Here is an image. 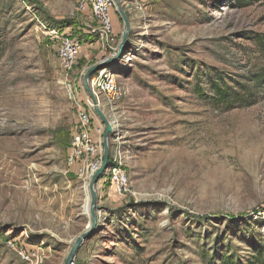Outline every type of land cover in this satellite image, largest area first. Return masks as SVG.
Segmentation results:
<instances>
[{"label":"rangeland","instance_id":"1","mask_svg":"<svg viewBox=\"0 0 264 264\" xmlns=\"http://www.w3.org/2000/svg\"><path fill=\"white\" fill-rule=\"evenodd\" d=\"M81 1L0 0V264H65L94 227L67 163L85 75L107 54ZM118 1L130 29L116 4L124 50L105 63L121 96L102 107L108 168L122 163L131 193L104 173L72 264L245 263L264 252V0ZM70 33L84 49L67 74L55 37ZM218 77L252 104L215 108Z\"/></svg>","mask_w":264,"mask_h":264},{"label":"built area","instance_id":"2","mask_svg":"<svg viewBox=\"0 0 264 264\" xmlns=\"http://www.w3.org/2000/svg\"><path fill=\"white\" fill-rule=\"evenodd\" d=\"M115 7L114 0H82L78 5L79 13H88L97 23L96 26L89 28V33L92 36H99L102 47L107 52L102 59L108 58L112 53L115 55L118 50L112 20V10ZM55 40L60 67L63 72L69 74L78 64L84 43L71 33L62 37L56 36ZM90 88L102 112L103 105L109 107L121 96L118 76L109 69L97 71L90 79ZM98 121L100 118L95 112L94 101L84 88L83 104L79 108L77 125L72 133L67 163L69 167H76L79 176L88 183L102 167L104 159L103 131L96 127ZM115 162L106 172L118 194L125 196L131 193L130 182L122 169V163L117 162V159Z\"/></svg>","mask_w":264,"mask_h":264},{"label":"water","instance_id":"3","mask_svg":"<svg viewBox=\"0 0 264 264\" xmlns=\"http://www.w3.org/2000/svg\"><path fill=\"white\" fill-rule=\"evenodd\" d=\"M115 4H117L120 13L122 15V17L124 18L125 24H126V31H125V37L129 32L130 26L128 23V19L125 15V12L120 4V2L118 0H114ZM124 50V44L122 43L117 50V53L115 55V59L123 52ZM107 58L104 59V62H102V64L100 65H95L93 67H91L86 75H85V79H84V83H85V89L88 92V94L92 97L93 101H94V105H95V112L96 114L99 116V118L103 121V123L105 124L106 128H105V134H104V159H103V164L102 167L99 169V171L92 177V179L89 182V191H90V195H91V215H92V219H93V223H94V227L91 229V231H84L83 233H81L75 241V245L66 261L65 264H72V260L75 257V255L77 254L79 248L82 246V244L89 238H91V236L93 235V232L95 230V225H96V216H95V212H94V208L95 205L97 203V198H98V194H97V185L100 182V180L102 179L104 173L106 172V170L108 169L109 163H110V152H109V147H108V136L109 134L113 131L112 130V126L109 123L106 115L102 112V110L99 108L98 103L91 91L90 88V79L95 75V73L103 68L110 66V62H106Z\"/></svg>","mask_w":264,"mask_h":264},{"label":"trees","instance_id":"4","mask_svg":"<svg viewBox=\"0 0 264 264\" xmlns=\"http://www.w3.org/2000/svg\"><path fill=\"white\" fill-rule=\"evenodd\" d=\"M107 68L113 71L111 65L108 66ZM260 78H262L261 75ZM211 81H212V88L210 89L211 95L208 96L211 104L214 105L215 108L220 110L222 109L231 110L237 107H243L252 104L251 102L252 96L249 95V92L244 89L245 88L244 85L238 88L230 87L225 83V79L221 77H218ZM203 99L207 100L205 97H203ZM207 264H218V263L209 261ZM220 264H264V252L258 250L257 248L255 254L251 256V258H249L245 263L234 261L232 258H228V259H223L220 262Z\"/></svg>","mask_w":264,"mask_h":264},{"label":"bare ground","instance_id":"5","mask_svg":"<svg viewBox=\"0 0 264 264\" xmlns=\"http://www.w3.org/2000/svg\"><path fill=\"white\" fill-rule=\"evenodd\" d=\"M117 127H115L113 129V131H116ZM4 158L8 159L10 156L8 154H4L2 155ZM6 165V164H5ZM7 167H10L9 165H6ZM18 176L17 175H13L12 179L17 181ZM90 206H91V197L88 195L85 206H84V211L85 213L89 216L90 215Z\"/></svg>","mask_w":264,"mask_h":264}]
</instances>
